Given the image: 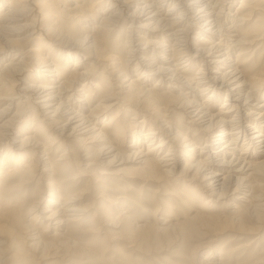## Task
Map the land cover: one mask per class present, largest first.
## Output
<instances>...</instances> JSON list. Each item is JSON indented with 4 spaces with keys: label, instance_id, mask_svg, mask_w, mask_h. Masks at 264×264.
Here are the masks:
<instances>
[{
    "label": "bare ground",
    "instance_id": "obj_1",
    "mask_svg": "<svg viewBox=\"0 0 264 264\" xmlns=\"http://www.w3.org/2000/svg\"><path fill=\"white\" fill-rule=\"evenodd\" d=\"M52 1L0 0V164L10 157L23 165L24 152L33 151L44 167L40 176L48 179L40 195L17 204L6 200L13 188H2L0 180V254L15 248L0 264H31L35 258L33 264H41V258L47 260L43 264H62L48 261L57 258L49 257L53 251L70 254L68 262L75 264L76 253L91 250L73 238L89 210L80 207L87 192L74 188L81 178L71 169L59 171V183L52 178L56 167L78 156L72 157L75 150L66 146L53 157L47 139H35L40 129L52 138L61 136L58 147L81 140L77 149L86 168L98 160L119 170L129 165L134 167L129 174L144 182L182 185L197 197L192 187L201 186L215 201L231 197L230 218L219 212L204 215L222 217L225 223L206 225L202 236L227 230L236 236L258 233L264 227V48L258 56L250 52L260 39L256 29L245 26L264 12V0H240L235 8V0H107L101 11L95 10L100 0L90 5L59 0L66 16L56 15L58 0ZM82 7V17L92 20L91 25H78L79 18L70 14ZM123 26L121 42L114 44L112 38ZM56 52L69 58L71 70L56 62ZM105 71L121 80L126 97L115 98L120 91L113 84L96 81ZM151 80L153 88L147 89ZM138 82L143 86L137 89ZM172 106L202 135L188 138L181 125L174 127L167 117ZM130 111L134 116L128 119ZM37 219L44 231L37 229ZM161 220L158 231L173 228ZM129 228L134 231L131 222ZM193 232L184 230V238ZM26 241L31 257L24 251ZM205 256L207 262L216 257Z\"/></svg>",
    "mask_w": 264,
    "mask_h": 264
},
{
    "label": "rangeland",
    "instance_id": "obj_2",
    "mask_svg": "<svg viewBox=\"0 0 264 264\" xmlns=\"http://www.w3.org/2000/svg\"><path fill=\"white\" fill-rule=\"evenodd\" d=\"M93 1L94 0H83V3L90 5ZM239 1L240 0H235L233 4L234 8L240 3ZM52 2H54V0ZM106 2L107 0H100L95 10L100 9L101 11V9H105L107 6ZM56 5L59 7L54 10L56 15L66 16L68 14L65 13V15H63L61 13L60 6H63L62 2L59 3L58 0ZM70 14H74L73 16L75 18H79L78 25L80 26L91 25V23H93L92 20L88 19L87 21V18L82 17L84 15L83 7L74 9ZM128 24L127 22L124 23L125 26ZM125 26L118 29L114 34L112 38L114 44L121 42L123 33L118 34V32ZM250 29L252 32H255L256 29V33L259 34L258 38L260 40L256 42L258 44L251 47L252 50L250 51L255 52L254 55L258 56L259 52L264 48V12H258L255 16L250 17V22L245 26V30L250 31ZM115 36L116 38L118 36L116 41L114 40ZM123 40L125 41V38ZM120 47H123L121 54L124 53L125 55L126 47L122 45V43ZM47 52H49V50H47ZM54 54L55 53H52V56L55 57L57 63L59 62L63 68L71 70L73 64L67 63L69 58L65 57V59L62 55V57L59 56L57 52L55 55ZM56 57L59 58V61ZM71 59L73 61V58H70V61ZM122 66L123 70L127 72L129 63L124 61L122 62ZM98 69L99 66H97V70ZM102 75L98 74V77L95 78L98 83L102 82L107 86L111 83L113 84V89L120 91L115 98L120 99L126 97L124 94L125 91H123L121 87V80H115L113 77L108 76L106 71L103 77ZM130 77L131 75L128 76V78ZM138 83L139 84L136 86L137 89L143 86L140 85V82ZM154 83V80H151V82L147 85L145 84V86L147 89H151ZM219 100V103L215 105L216 112L223 102V96ZM120 108H122L121 105ZM115 112L116 109L110 111L103 119H106L108 114H115ZM157 115L158 113L152 115L150 117L151 120H154L152 118ZM133 116L134 113L130 111V113H128V119ZM143 116L144 113L140 114L138 117L142 119ZM183 116L185 115L173 106L167 110V117L172 121V125H174V127H177L178 124L181 125V127L184 128L185 135H187L186 137L191 138V136L202 135L200 128L194 124H187L189 120L185 118L181 119ZM27 120L28 122L30 121L29 118ZM31 124L32 122L28 123L29 128ZM40 131L42 132H40L39 137L35 136V139H43L44 141L47 139L45 143H47L48 150L51 153H56L53 157L57 156V154L62 155V150L67 148L66 146H72L73 150L78 153L77 155L76 153L72 154V157L78 156L76 159L73 158V160H68V156H66L67 161L65 160V163L58 168L56 167L54 172L57 170L58 173L56 172L52 176L54 179L56 177L55 181L54 179H52V181L59 183L58 174L61 172L66 173L65 171H70L71 169L77 174V178H81L76 180L79 184L74 186V188L77 189L75 191L77 193L87 192L80 203V207H85L89 210L87 211L85 220L81 222L82 225L79 223L75 227L76 229L78 228V231L74 233L76 236L74 237L73 235V238L77 240L79 245H84L86 249L91 248V250L85 251V253H76L75 260L72 263L264 264V227L260 229L258 233H244L241 234V236H236L239 234L232 230L203 236L199 234L200 231H202L201 229L206 225H211V228H215L225 223L222 219L223 215L224 217L227 216L228 219L230 218L229 214L231 209L229 204L231 203V197L228 196L215 201L217 198L213 197L214 200H212V197H209L206 193H202L201 186L192 187L193 190H197V194L200 196L197 197L194 193L192 194L190 188H183L181 187L182 185L179 186L171 183L159 185L157 183L144 182L138 178V176L136 177L132 175V173L129 174V172H132L131 169L134 168L129 165L124 166L123 170H119L120 167H113L112 165H107L106 162L98 160L93 167L86 168L87 162L80 159L81 151L77 149L82 144L81 140L74 141V143L65 142L64 147H58L60 146L58 141L61 140L59 142H62L64 140L61 139V136L59 138H52V136L47 134L43 129H40ZM43 131L46 134H44ZM47 132L53 133L49 129H47ZM5 150L6 147L4 146L2 148V155ZM12 153L14 154V151H12ZM46 156L43 158H46ZM23 158V165L15 164L10 157H8L2 165L0 164V180L2 182V185H0L2 188H13L8 192L6 199L9 200L10 203L17 204L22 200H31L40 195L41 191L45 189L44 186L48 180L47 176H40L44 167L41 159L37 157L33 151L26 150ZM55 158L57 159L59 156ZM2 159L3 156H0V160ZM78 160L80 163L77 164ZM68 162L71 167L68 166ZM23 166H27V168ZM114 168H117L118 172L113 173ZM60 170L61 172H59ZM179 170H181V168H179ZM100 171H110L113 174L103 176L99 173ZM50 173L52 175L53 172ZM81 173H85L86 176L79 177ZM25 183L26 185H24ZM8 184L10 185L9 187ZM209 198H211L213 203L210 204V207L207 206L209 208H203L205 201ZM217 212H219L218 214L221 213L222 217L220 220L209 219L204 216H216ZM159 219H162V222L168 221L173 228L168 232L158 231ZM130 222L134 225V231L129 228ZM34 223L38 230L44 231V227L39 223V219L34 221ZM248 226L255 228V225L251 223L248 224ZM153 228L157 233L153 231ZM184 230H194V232L185 239L183 235ZM66 231L67 229H63L62 233ZM45 235L48 234L46 233ZM256 238L257 240L253 241ZM24 246L26 256L31 257L32 254L27 248V241L26 244L24 243ZM14 250L15 248L10 249V251H2L0 254V263H3L2 258L4 256L8 258L10 252ZM208 253H213L216 257L210 260V262L203 261V257H207L205 255H208ZM52 256H57V258L49 259L48 261L53 260L55 262H62V264H69L68 259L71 258L70 254L62 256L61 252L56 251L51 252V256L49 255V257L52 258ZM44 260L47 261L45 258H41L40 263L43 264V262H45ZM37 261L38 260L35 258L31 261V264Z\"/></svg>",
    "mask_w": 264,
    "mask_h": 264
}]
</instances>
